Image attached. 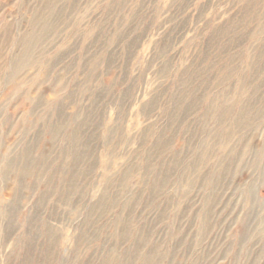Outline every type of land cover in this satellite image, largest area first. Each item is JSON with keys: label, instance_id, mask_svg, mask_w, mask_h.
I'll return each mask as SVG.
<instances>
[{"label": "rangeland", "instance_id": "1", "mask_svg": "<svg viewBox=\"0 0 264 264\" xmlns=\"http://www.w3.org/2000/svg\"><path fill=\"white\" fill-rule=\"evenodd\" d=\"M0 264H264V0H0Z\"/></svg>", "mask_w": 264, "mask_h": 264}, {"label": "bare ground", "instance_id": "2", "mask_svg": "<svg viewBox=\"0 0 264 264\" xmlns=\"http://www.w3.org/2000/svg\"><path fill=\"white\" fill-rule=\"evenodd\" d=\"M32 36H34V35H32ZM27 52V50H25V52H23L24 54Z\"/></svg>", "mask_w": 264, "mask_h": 264}]
</instances>
